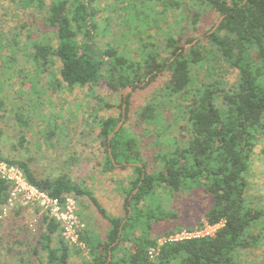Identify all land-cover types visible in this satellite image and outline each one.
I'll use <instances>...</instances> for the list:
<instances>
[{
    "label": "trees",
    "instance_id": "16d2710c",
    "mask_svg": "<svg viewBox=\"0 0 264 264\" xmlns=\"http://www.w3.org/2000/svg\"><path fill=\"white\" fill-rule=\"evenodd\" d=\"M99 1L19 0L23 9L33 8L35 17L30 26L34 30L38 29L35 26L38 15L48 29L56 30L57 45L51 38L42 39L40 32L41 39H33L34 50L30 54L43 72H50L61 62L60 78L58 83L54 81L53 88L60 84L69 88L97 85L105 76L103 71L107 66L108 86L122 93L121 113L101 118L98 136L107 170L116 165L126 168L123 163L131 162L141 163L145 168L143 177L142 167L132 166L135 176L124 188L125 215L109 214L90 188L75 182L67 173L41 178L27 161L7 157L0 148L1 158L20 166L31 183L52 196L64 193H73L78 198L87 196L109 220L104 241L93 237L88 228L83 232L82 238L90 247L84 264H252L245 262L243 252L264 244V205L249 193L248 179L255 148L264 137V0H187V18L193 26L210 9L219 14V20L223 19L214 33L209 34L215 24L206 33L210 46L198 42L185 50L175 35H169L166 46L170 56L162 60L156 50L137 60L116 47L101 48L96 41ZM7 20L2 18L5 24ZM187 40L193 42L194 38ZM15 41L18 42L16 38ZM214 55H221L223 63L236 70L235 82L229 88L219 79H206L200 85L194 82L192 67L204 64ZM164 70L170 73V80L161 89L164 93L154 92L136 111L138 123L144 129L150 134L152 128L156 130L153 143L156 165L149 171V162L141 147L142 138L128 131L125 125L110 142L108 137L122 119L124 103V123L130 120L131 95L124 98L125 88L137 87L138 81L149 83ZM3 99L0 98V107ZM17 117L26 124L22 113ZM171 117L185 122V133L173 136L164 133L169 132ZM138 185V192L130 199ZM199 186L213 199L206 219L211 224L222 222V226L214 236L166 243L157 258L150 259L147 249L156 244L159 236L152 234L153 225L149 222L139 224L142 210L149 211L142 203L152 198L159 188L180 191ZM8 191L9 184L0 179V209ZM147 216L154 220L162 218L151 211ZM43 223L39 244L46 252V260L41 258L40 264H70L72 250L80 251L65 242L58 222L45 215ZM173 231L170 229L162 235ZM54 240L57 244H53ZM126 243H132L133 247L126 248ZM33 250L37 255L40 253L38 247Z\"/></svg>",
    "mask_w": 264,
    "mask_h": 264
},
{
    "label": "rangeland",
    "instance_id": "374dc122",
    "mask_svg": "<svg viewBox=\"0 0 264 264\" xmlns=\"http://www.w3.org/2000/svg\"><path fill=\"white\" fill-rule=\"evenodd\" d=\"M186 1L100 0L96 15L97 44L104 49L116 47L137 60L144 58L151 50H156L161 60L168 58L170 50L166 40L171 34L180 40L185 50L198 42L209 45L206 33L218 22L219 14L207 10L202 20L193 26L187 18ZM34 17L33 8L23 9L19 0H0V43L5 45H0V98L4 97L0 107L2 153L27 161L35 175L41 178L69 174L72 180L90 188L109 214L123 216L124 188L135 176V170L131 165L126 168L116 165L107 170L104 166V148L98 136L101 118L119 116L121 113L119 105L122 93L108 86L107 66L103 71L105 76L97 85L69 88L60 84L53 88L54 81L58 83L57 79L60 78L61 62L58 61L50 72H43L30 54L34 50L32 41L35 38L41 39L42 36L44 39L45 36L57 45L56 30L48 29L40 15L35 20L38 29L34 30L30 26ZM2 18L8 19L7 24ZM190 38H194V41L187 40ZM210 57L204 64L192 67L195 84L200 85L206 79H219L226 87H231L236 79V70L228 68L221 55ZM169 80L170 73L164 70L149 83L146 80L138 81L137 87H132L127 95H131L132 111L130 120L123 125L143 139L141 147L149 162V171L156 165V147L153 145L156 130L152 128L150 134L148 129H144L138 123L136 111L154 92L164 93L161 89ZM165 99L168 100V97ZM107 103L112 106L107 107ZM18 113L24 115L26 124L18 119ZM169 121L172 124L169 132H164L166 135L185 133L187 127L183 120L177 122L171 117ZM251 168L249 193L264 205V137L255 148ZM74 197L85 229H90L93 237L104 241L109 220L87 196ZM212 202V196L202 186L180 191L159 188L141 206L162 218L149 219V211L142 210L139 224L149 222L153 225L152 234L157 236L170 229L194 227L208 221L205 214ZM43 231L40 209L17 207L6 216L1 215L0 209V264H40L41 258L46 260V252L39 244ZM55 240L53 244H57ZM34 247L39 248L38 255L34 253ZM125 247L131 249L133 244L126 243ZM78 250L80 253L72 250L70 264H84L89 257L90 251ZM243 258L247 263L264 264V244L247 249L243 252Z\"/></svg>",
    "mask_w": 264,
    "mask_h": 264
},
{
    "label": "built area",
    "instance_id": "2783aa9c",
    "mask_svg": "<svg viewBox=\"0 0 264 264\" xmlns=\"http://www.w3.org/2000/svg\"><path fill=\"white\" fill-rule=\"evenodd\" d=\"M0 179L9 184L8 196L1 207V215L6 216L17 207L32 206L40 209L43 217L46 215L60 224L62 236L68 245L87 253L90 251L82 238L86 225L78 215L77 202L73 193L52 196L48 191L31 183L20 166L10 163L1 156ZM222 224V222L211 224L204 221L194 227H183L163 234L157 238L155 245L148 247L147 255L155 260L161 247L166 243L214 236Z\"/></svg>",
    "mask_w": 264,
    "mask_h": 264
},
{
    "label": "water",
    "instance_id": "95a60500",
    "mask_svg": "<svg viewBox=\"0 0 264 264\" xmlns=\"http://www.w3.org/2000/svg\"><path fill=\"white\" fill-rule=\"evenodd\" d=\"M222 19H223V17H221L220 20H218V22L215 24V26L212 28V30L209 32V34L214 33V32L218 29V27H219L220 22H221ZM131 89H132V86H130V85L127 86V87L125 88V91H124V98H125V99L127 98L128 92H129ZM125 109H126V103L123 104V116H122V119L119 121V123H118L117 126L115 127L114 131L109 135V137H108V142H110L111 138L115 135V133H116L117 131H119V129L123 126V123H124L125 118H126ZM109 150H110V147H109ZM123 164L131 165V166L139 165L140 167H142V170H143V177L145 176V168H144L143 164H141V163H132V162H131V163H123ZM141 182H142V181H141ZM141 182H140V184H141ZM139 186H140V185H138V187L134 190V192L132 193V195H130V197H129L130 199L132 198V196H133L134 194H136V193L138 192V190H139V188H140ZM129 208H130V206H129ZM130 212H131V210H130ZM126 220H127V219H125L123 223H125ZM111 259H112V256H111V252H110L109 260H111Z\"/></svg>",
    "mask_w": 264,
    "mask_h": 264
}]
</instances>
